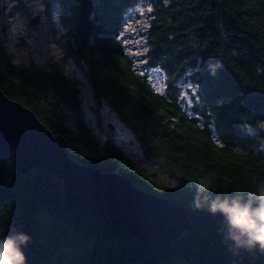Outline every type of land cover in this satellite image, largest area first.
Returning <instances> with one entry per match:
<instances>
[{
  "label": "trees",
  "instance_id": "trees-1",
  "mask_svg": "<svg viewBox=\"0 0 264 264\" xmlns=\"http://www.w3.org/2000/svg\"><path fill=\"white\" fill-rule=\"evenodd\" d=\"M49 27L83 71L97 102L131 131L147 159L180 181L172 186L130 162L86 123L78 84L63 70L21 67L0 45V90L30 109L77 163L118 172L136 188L181 203L196 224L166 250L145 244L67 204L61 182L36 168L21 174L0 145V228L30 237L26 264H264V251L236 249L222 217L193 207L195 183L246 195L264 181V0H43ZM148 1L149 66L165 72L152 87L122 41L127 13ZM51 23V22H50ZM23 46V43H21ZM223 67L211 75L210 63ZM196 87L192 115L176 83Z\"/></svg>",
  "mask_w": 264,
  "mask_h": 264
},
{
  "label": "water",
  "instance_id": "water-1",
  "mask_svg": "<svg viewBox=\"0 0 264 264\" xmlns=\"http://www.w3.org/2000/svg\"><path fill=\"white\" fill-rule=\"evenodd\" d=\"M37 23L38 18L33 25ZM0 145L21 174L36 168L53 174L67 204L86 215L108 216L145 244L166 250L196 224L195 213L181 203L140 190L118 172L104 173L72 160L30 109L1 90Z\"/></svg>",
  "mask_w": 264,
  "mask_h": 264
},
{
  "label": "rangeland",
  "instance_id": "rangeland-1",
  "mask_svg": "<svg viewBox=\"0 0 264 264\" xmlns=\"http://www.w3.org/2000/svg\"><path fill=\"white\" fill-rule=\"evenodd\" d=\"M42 2L44 1L0 0V45L13 58L15 64L21 67L47 72L63 70L72 77L78 84L86 123L91 131L96 136L107 137L130 162L142 168L152 178L168 185H179L180 181L176 176L144 156L143 149L135 136L106 106V103L94 99L91 87L80 67L71 60H63V50L49 29L51 26L56 30L59 29L57 18L52 16L51 23L46 19ZM150 12L148 1L141 2L131 9L127 13L121 38L137 69L146 76L156 92L166 94L168 80L165 72L149 66L145 57L147 48L144 34L148 28ZM36 18L38 23L33 25ZM13 26H15L14 31ZM176 86L179 89L182 107L192 115L196 87L186 80H179Z\"/></svg>",
  "mask_w": 264,
  "mask_h": 264
},
{
  "label": "clouds",
  "instance_id": "clouds-1",
  "mask_svg": "<svg viewBox=\"0 0 264 264\" xmlns=\"http://www.w3.org/2000/svg\"><path fill=\"white\" fill-rule=\"evenodd\" d=\"M222 67L219 61L208 65L211 75ZM194 187V209H206L213 216L222 217L225 238L236 249L264 251V181L257 182L246 195L217 191L207 177L199 179ZM4 231L0 228V264H26L22 249L30 237L20 232L4 235Z\"/></svg>",
  "mask_w": 264,
  "mask_h": 264
}]
</instances>
